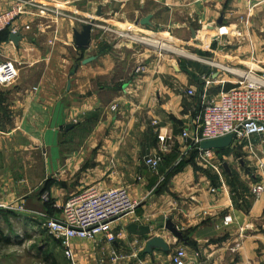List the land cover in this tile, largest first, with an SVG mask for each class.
<instances>
[{"label": "crops", "instance_id": "0c3cea01", "mask_svg": "<svg viewBox=\"0 0 264 264\" xmlns=\"http://www.w3.org/2000/svg\"><path fill=\"white\" fill-rule=\"evenodd\" d=\"M31 1L39 9L31 7L14 25L21 42L13 43L9 30L0 33V66L12 62L17 74L13 82L0 84V143L25 135L39 141L46 127L53 142L46 171L63 174L57 184L68 190L65 202L96 186L127 188L139 203L133 216L113 225L121 235L115 243L104 236L72 240L75 261L172 264L176 250L187 248L199 254V264H264V198L251 196L253 185L264 182V135L241 144L238 154L235 147L222 153L221 174L206 169L196 152L177 166L191 144L183 133L193 128L202 105L225 91L220 81L234 86L237 80L222 67L232 73L264 72V0ZM14 3L0 0V13ZM147 18L150 24L142 25ZM92 21L112 31L95 27L89 47H77L74 32ZM131 28L153 41L187 46L210 62L189 63L147 48L137 53L132 46L134 54L127 61L109 36L116 35L113 29ZM90 58L95 60L84 64ZM141 64L146 70L137 73ZM37 70L36 85L16 84ZM210 77L215 83L205 99L204 80ZM57 139L65 147L79 145L60 156ZM2 150L0 145V156ZM154 156L163 158L157 173L145 165ZM16 196L8 198L0 185V217L9 215L3 212L8 203L30 198ZM10 214L23 222L25 214ZM169 220L184 241L166 230ZM131 223L150 227L152 236L165 239L171 251L146 254L148 238L128 234ZM8 242L0 229V246ZM51 245L65 254L62 242Z\"/></svg>", "mask_w": 264, "mask_h": 264}, {"label": "built area", "instance_id": "2783aa9c", "mask_svg": "<svg viewBox=\"0 0 264 264\" xmlns=\"http://www.w3.org/2000/svg\"><path fill=\"white\" fill-rule=\"evenodd\" d=\"M14 5L7 11L0 13V33L9 30L13 35L18 34L15 23L27 13L28 9L38 5L31 0H13ZM59 16L58 11L53 12ZM106 32L112 29L96 25ZM28 29V28H27ZM117 47L124 42L150 46L151 40L146 36L134 35L132 32H116ZM160 43V42H158ZM223 71L237 77L234 88L220 93L218 100L206 102L202 105L200 113L192 122L193 128L185 130L183 138L190 140L187 152L177 162L182 163L190 152L198 154L199 162L209 170L218 174L223 172L224 158L220 151H204L200 145L204 141L216 140L233 136V146L249 143L256 136L264 135V72L252 69L232 73L222 67ZM146 66L141 64L137 73H144ZM17 77L15 66L12 62L0 66V84L13 82ZM203 97L206 99L215 80L205 78ZM222 87L225 81H220ZM189 96L194 92L189 91ZM170 150L169 144H164ZM163 162L161 156L146 159L145 165L157 173ZM251 196L255 200L264 198V182L255 183L251 188ZM139 207L126 188L102 190L96 186L88 187L71 195L62 207V215L48 221L47 229L57 241L63 243L65 253L69 259L73 258L70 242L74 239L93 240L104 236L109 243H115L121 235L115 233L113 225L133 216ZM172 264H199V254L187 248H178L172 255Z\"/></svg>", "mask_w": 264, "mask_h": 264}, {"label": "rangeland", "instance_id": "374dc122", "mask_svg": "<svg viewBox=\"0 0 264 264\" xmlns=\"http://www.w3.org/2000/svg\"><path fill=\"white\" fill-rule=\"evenodd\" d=\"M113 31L115 33L132 32L134 35L136 34L132 28L124 31H115L113 29ZM109 39L114 42L117 36L112 33ZM151 42H160L166 48L168 47L169 50L161 51L160 49H154V46L152 48L131 42H124L121 44L122 47L119 50L127 61L134 54L132 52L134 50H129V47L132 46L137 53L145 52L147 48L156 51L158 54H168L175 59L189 63L199 61L201 62L200 64L206 65L210 62L201 58V54L195 53L187 46H179L169 40H151ZM158 48L161 47L159 46ZM176 50L183 54H178ZM188 56L195 57L196 59L189 58ZM139 64L136 63L130 66L131 72H129V75H131L132 71H135L136 66ZM223 67L229 69L228 67ZM38 73H40L39 70L34 73L25 74L23 80L21 79L22 81L16 82V84L23 82V84L36 85ZM46 130L47 128L44 127L43 132L41 131L39 141H28V136L25 135L24 137H18L16 140L0 143L3 147L0 156V185L6 191L8 198L17 195L16 197L19 199L20 197L30 195L29 202L25 199L23 204L18 203L17 205L15 200L8 203L3 212L9 213V215L0 217V229L9 238L8 243H3L0 246V264H80L77 262L78 260L75 261L74 255L72 259H69L66 253L63 254V251L62 254L55 252L51 245L52 242L58 243L60 241H57L50 234L47 224L48 221L62 215V207L65 204L64 196L68 190L57 184L58 179H62L63 174L48 173L46 171L47 162L51 155L50 146L53 148V142L48 141V136L45 135L47 134ZM49 130L51 129H48V132ZM55 143L56 153H59L60 156L63 155V151L66 148L67 150L75 149L79 145L76 142L72 146L68 145L65 147L64 142L59 139ZM234 150L238 154L239 147H235ZM60 197L62 201L59 200ZM10 213L25 214L22 218L23 222L16 219V216ZM108 264H118V262H113L109 259Z\"/></svg>", "mask_w": 264, "mask_h": 264}, {"label": "water", "instance_id": "95a60500", "mask_svg": "<svg viewBox=\"0 0 264 264\" xmlns=\"http://www.w3.org/2000/svg\"><path fill=\"white\" fill-rule=\"evenodd\" d=\"M97 16L101 17L102 14L98 13ZM150 20H151L150 18L144 19L143 21H141V24L142 25H149ZM96 25H98L97 22L92 21V22H89L86 25H84L82 27L81 31L76 30L74 32L75 43H76L77 47H79V48H88L89 47V44L91 41V36H92V30L96 27ZM10 39L13 43L18 45L21 42L22 38H21L20 34H14L11 36ZM150 47L153 48L152 45H150ZM155 48L159 50V48L154 47V49ZM161 51H163V50H161ZM94 60H95V58H90V59L84 61V64H89V63L93 62ZM69 128L70 127H68V129ZM233 141H234L233 136H227V137L216 139V140L204 141L201 143L200 147L204 151H210V150L225 151V150L232 148ZM225 169L227 171H229V168L227 165H225ZM165 228L174 239H176L177 241H184V237H183L182 232H180L176 228L173 221L169 220L166 223ZM126 231L128 232V234L136 236V237L148 238V242L146 244V254H151L154 249H158V250H161V251H164L167 253L171 251V247L165 239H163L162 237H157V236L153 237L152 236V230L148 226L139 225L137 223H131L130 225H128L126 227Z\"/></svg>", "mask_w": 264, "mask_h": 264}, {"label": "trees", "instance_id": "16d2710c", "mask_svg": "<svg viewBox=\"0 0 264 264\" xmlns=\"http://www.w3.org/2000/svg\"><path fill=\"white\" fill-rule=\"evenodd\" d=\"M232 88H234V86L233 85H226V87L224 88V90L225 91H229V90H231ZM227 151L225 150V151H220V153L222 154H224V153H226ZM3 236V235H2ZM5 239V241H7V239L6 238H4Z\"/></svg>", "mask_w": 264, "mask_h": 264}, {"label": "bare ground", "instance_id": "6f19581e", "mask_svg": "<svg viewBox=\"0 0 264 264\" xmlns=\"http://www.w3.org/2000/svg\"><path fill=\"white\" fill-rule=\"evenodd\" d=\"M152 44H153V45H156V46H158V47L160 46L162 49H167V50H169L168 47L166 48L165 45H162V44H160V43H156V42L153 43V42H152ZM176 52L179 53V54H183L182 52H178L177 50H176ZM235 71H236V70H235ZM238 72H239V71H238ZM236 73H237V72H236Z\"/></svg>", "mask_w": 264, "mask_h": 264}]
</instances>
